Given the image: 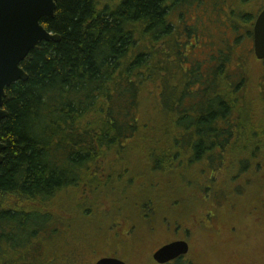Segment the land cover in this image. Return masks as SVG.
Masks as SVG:
<instances>
[{
    "label": "trees",
    "instance_id": "trees-1",
    "mask_svg": "<svg viewBox=\"0 0 264 264\" xmlns=\"http://www.w3.org/2000/svg\"><path fill=\"white\" fill-rule=\"evenodd\" d=\"M207 1H57L55 18L42 24L60 42L33 50L22 64L28 81L6 90L0 264H80L76 253L58 252L71 228L88 238L109 236L85 220V206L65 224L34 207L3 206L8 196L49 206L66 193L95 203L113 194L107 203L120 231L112 230L130 238L143 221L154 234L156 224L191 218L195 211L184 208L190 185L195 192L204 186L219 213L225 205L241 214L250 194L264 213V71L251 79L230 70V62L245 67L244 58H253L239 44L249 32L233 41L237 54L220 49L196 63L197 33L183 20ZM210 1L228 33L237 29L228 24L236 16L253 22L236 10L226 13L225 0Z\"/></svg>",
    "mask_w": 264,
    "mask_h": 264
},
{
    "label": "rangeland",
    "instance_id": "rangeland-1",
    "mask_svg": "<svg viewBox=\"0 0 264 264\" xmlns=\"http://www.w3.org/2000/svg\"><path fill=\"white\" fill-rule=\"evenodd\" d=\"M225 1L224 9L226 10V13L236 10L241 15L243 13L250 15L253 22L264 8V0ZM222 2L221 5L223 6ZM209 3L212 2L209 0L201 6L197 5L196 8L193 7L190 9L189 14H185L183 10L180 12L182 15L183 13L185 14L183 22L187 23L186 28L189 30L193 29L194 32L197 33L198 48L201 47V40H204V43H210L211 47L207 49V54L209 49L211 54H215L220 49H228L229 53L233 51L234 54H237V50L234 51L235 43H233V41L237 38L241 39L242 35L252 31L253 22L245 24L236 16L234 22L229 21L228 24H234L237 29L236 31L233 30L231 33H228L229 30L227 29V26L224 25L226 23L224 18L221 23L215 22V16L213 15ZM178 15L179 11H176V19L178 18ZM209 36L213 37L212 42H210L211 40ZM243 40L244 39L239 43L241 46L240 50L244 53L247 52V50L250 52L252 44L251 40L249 38ZM221 51L225 52V50ZM199 57V54L194 56L196 60ZM252 57V59L249 56L244 58L246 62L248 61L245 67L241 62H230V70L236 71L240 68V70L245 73L246 77L251 79L258 78L264 71V61H258L254 54ZM194 58L192 57L193 60ZM201 60L202 58L196 63L202 64V62H200ZM234 60L235 58L232 55V61ZM253 88L255 90L257 89V87ZM202 187L199 188L198 192H195L196 185H190L189 190L191 191L184 208L186 209V207L189 206L188 210L195 211V213L192 214L191 218H188L189 221L187 219L184 220L185 222H181V220L176 222V219H173L175 215H172L170 216L173 219L170 221L171 224L166 222V226L163 225L162 227L160 226L162 224L154 225V227H157L154 234L148 231L146 227L149 225L143 221L141 226L137 227V231L132 230L135 233H133L131 238L128 235L127 237H124V235L115 237L114 235L115 233L112 228L116 229L117 225L113 224L114 216L110 215L109 211L111 209L109 208V203H107L109 202L108 200L112 199L111 197L108 198V196H113V194H100L97 198L99 201L95 203L94 199L91 202H87L84 199L81 200L80 197L77 198L74 193H70V195H66V193L62 195V198L59 197L54 199L52 204L49 205L50 208L49 206L39 204L38 201H29L14 196L6 197L3 199L2 204L3 206L13 208L20 206L26 208L34 207L37 210L40 209L44 212L51 213L52 217H64L66 220L65 224L72 223L77 215L75 212L76 209L79 214H82L81 211L85 206L84 208L87 210L85 220L89 224L94 225V227L96 225H98L97 227H102L105 233H108V237L115 238L116 241L118 240L119 244L114 246L113 240L108 238L105 234L97 238H95V236L91 237L94 238L91 239L76 234V231L71 228L65 246L57 243L60 248L58 252L64 248L68 253H76L80 264H96L101 259L108 257L118 258L127 264H153V255L162 248V246L176 241H187L190 244L191 252L187 256V262L184 264H187L190 260L193 264H211V262L212 264H227L231 252L234 253V258L238 253H242L245 259V264H253L252 261L264 264V213L259 210L254 195H247L248 198H246L247 201L245 203L246 209L242 211L241 214H237L238 211H230L225 205H222L223 211L219 213L211 203L212 201L209 198L210 193L206 194L205 191L202 190ZM234 188V186H229L228 191L232 193ZM243 189L244 187L242 188L240 195L244 194L243 192L248 191V187H245L244 190ZM130 192H128V194ZM243 196L244 195L241 196L242 199L244 198ZM233 197L234 194L232 197L229 196V198H231L229 201H231ZM252 198L253 202H251ZM158 199L160 200L156 201V203L161 201V198ZM63 202L65 204H63ZM175 210L177 212L178 208ZM150 216L152 218L151 221L153 222L158 219L153 220V211L150 213ZM115 220L118 222L122 221L124 220V216L120 215L119 217H116ZM106 221L108 222L107 226L106 224H102V222ZM80 227L83 228L84 225L80 224L79 228ZM149 228H151V225ZM86 229L87 228L82 231H86ZM66 230L67 229L65 228L64 233ZM116 231L118 232L120 230L116 229ZM88 244L94 246L89 247ZM11 262V264H13L15 261Z\"/></svg>",
    "mask_w": 264,
    "mask_h": 264
},
{
    "label": "water",
    "instance_id": "water-1",
    "mask_svg": "<svg viewBox=\"0 0 264 264\" xmlns=\"http://www.w3.org/2000/svg\"><path fill=\"white\" fill-rule=\"evenodd\" d=\"M58 0H0V124L9 116L4 108L6 90L18 82H27L22 64L29 54L45 42H60L58 35L43 26V20H53ZM254 51L258 61H264V10L254 26ZM7 147L0 141V165ZM187 241H176L160 248L153 260L168 264L188 255ZM96 264H127L117 258H104Z\"/></svg>",
    "mask_w": 264,
    "mask_h": 264
},
{
    "label": "flooded vegetation",
    "instance_id": "flooded-vegetation-1",
    "mask_svg": "<svg viewBox=\"0 0 264 264\" xmlns=\"http://www.w3.org/2000/svg\"><path fill=\"white\" fill-rule=\"evenodd\" d=\"M263 10H264V8H263ZM262 10V11H263ZM261 11V12H262ZM261 14V13H260ZM259 14V15H260ZM258 15V16H259ZM258 16L255 18V20H254V22H253V24H252V31H249V33H250V35H249V39L251 40V42H252V44H251V53H252V55L254 54L255 55V51H254V26H255V23H256V20H257V18H258ZM252 35V36H251ZM251 36V37H250ZM249 40V41H250ZM203 46H201L200 48H198L197 50H196V52L193 54L194 56L195 55H197V54H199L200 55V57L197 59V60H200L203 56H204V58L203 59H205V60H209L210 58H211V53L209 52V50H208V54H207V49H208V44H207V42L206 43H204L203 42V44H202ZM199 51V52H198ZM198 52V53H197ZM217 56V55H216ZM215 56V57H216ZM202 59V60H203ZM201 60V61H202ZM200 61V62H201ZM189 244V243H188ZM163 247V246H162ZM189 247H190V244H189ZM191 248V247H190ZM191 250V249H190ZM189 250V253L191 252ZM189 253H188V255H189ZM188 255H186L185 257H182V258H179V259H177V260H175V261H172V262H170V263H168V264H184L185 262H187V256ZM108 258H114V257H108ZM104 259V258H103ZM118 259V258H117ZM261 260V259H260ZM153 262L155 263V264H157L154 260H153ZM253 262V264H259L258 262H256V261H252ZM126 263V262H125ZM153 263V264H154ZM209 263V262H208ZM187 264H193V262L190 260V261H188V263ZM211 264H212V262H211ZM227 264H245V259H244V257H243V255H242V253H238L237 255H236V257L234 258V253L233 252H231L230 253V255H229V257H228V261H227Z\"/></svg>",
    "mask_w": 264,
    "mask_h": 264
}]
</instances>
